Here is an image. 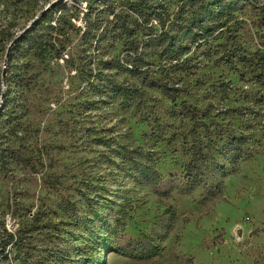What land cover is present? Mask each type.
<instances>
[{"label": "rangeland", "instance_id": "374dc122", "mask_svg": "<svg viewBox=\"0 0 264 264\" xmlns=\"http://www.w3.org/2000/svg\"><path fill=\"white\" fill-rule=\"evenodd\" d=\"M105 1L0 0V264H264V0L152 40Z\"/></svg>", "mask_w": 264, "mask_h": 264}, {"label": "trees", "instance_id": "16d2710c", "mask_svg": "<svg viewBox=\"0 0 264 264\" xmlns=\"http://www.w3.org/2000/svg\"><path fill=\"white\" fill-rule=\"evenodd\" d=\"M85 2L86 6H88L89 8H92V4L93 2L96 1H102V0H82ZM115 0H106L105 2H103L104 4H107L108 2H113ZM180 2V4L182 5L183 3H181L184 0H177ZM190 1V3H194L196 2L195 0H188ZM245 0H230L229 5L225 2V0H198V6L196 8V10L193 11V15L191 16V23L189 22V24H192V26H198V30H200L201 33H198V37L200 39H202V37L204 36H208L211 35L212 32L215 29L221 28L223 26H226L228 22L232 21L233 19L236 18L235 13L240 11L243 8V2ZM172 2V0H136L135 2H132L131 6L135 9H127L122 11V13H125V16H127L126 14H129V12H133V16H136L135 19H132V23H134V25L139 26L140 27V31L139 33H141L144 29H147V32L142 35L147 37L149 36V38L151 39L152 36H150L153 25L155 27H157V25L161 27V29H163V26L165 24L166 20H169V9H170V3ZM240 2H242L240 4ZM180 5V7H181ZM62 12H65L64 10H61V12L59 13V19L60 21L62 20ZM113 10H111V12L109 13V15L112 17L111 20H113V18L116 16L114 13H112ZM217 12V13H216ZM123 13V14H124ZM176 14H174L175 16ZM181 24H183L184 22L186 23V18L185 16L181 17ZM141 20V21H140ZM153 21H156V24H153ZM151 24V25H148ZM154 27V28H155ZM57 30L61 33H64V27H59L57 28ZM130 34H134L132 33V31H130ZM201 34V35H200ZM139 36V34H137ZM137 35H135L137 37ZM168 37L170 38V44L168 46L167 52H168V59H169V64L172 68V66H174V64L172 65L171 62L176 60L177 63L178 62V57H180V54H184L186 52V50H188L185 46V43H183L182 41H177L175 40V35L174 34H169V32H167ZM134 36V35H133ZM152 40V39H151ZM145 42V39L143 40L142 43ZM134 55L133 57H135V59L142 57L143 53H139L137 54V49L135 48V51L133 52ZM142 67V65H136L137 69H140ZM172 75H168V77L166 79H171ZM161 87L164 89V91L167 94V97L174 101L176 99V92L177 90L174 89L173 87H169L168 85V81L163 82V85H161ZM168 212L170 213V219L173 218L174 212L173 210L170 208L168 209ZM171 228V223H169L167 225V229L166 232L161 236V238H165L167 231ZM7 239L12 240L13 239V235L11 234H7ZM152 248L149 250L147 249H142V250H135V249H125V248H117L116 251L120 252L122 254H125L129 257H133V258H147L150 257L151 255L155 254L158 252L159 250V245L156 243H152Z\"/></svg>", "mask_w": 264, "mask_h": 264}, {"label": "water", "instance_id": "95a60500", "mask_svg": "<svg viewBox=\"0 0 264 264\" xmlns=\"http://www.w3.org/2000/svg\"><path fill=\"white\" fill-rule=\"evenodd\" d=\"M49 6H47V7H45L42 11H41V13H40V15H42L43 13H44V11L48 8ZM37 18V17H36ZM24 30H26V29H24ZM17 38H15V40H16Z\"/></svg>", "mask_w": 264, "mask_h": 264}]
</instances>
